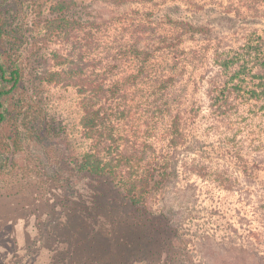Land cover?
<instances>
[{
    "label": "trees",
    "instance_id": "trees-1",
    "mask_svg": "<svg viewBox=\"0 0 264 264\" xmlns=\"http://www.w3.org/2000/svg\"><path fill=\"white\" fill-rule=\"evenodd\" d=\"M84 1L49 0L38 25L52 45L43 81L73 88L79 99L81 134L89 142L75 163L79 173L110 179L140 209L179 169L183 180L234 191L238 176L216 162L214 150L239 170L241 193L244 179L264 178V163L254 162L264 153V27L248 24L264 19V0H90L116 12L105 19L85 16ZM210 8L243 26L218 37L190 18ZM15 32L0 11V124L23 79L7 50ZM258 183L241 241L263 259L264 180ZM137 222L133 229L150 221ZM155 242L160 246L139 249L132 264H197ZM65 260L60 264H93Z\"/></svg>",
    "mask_w": 264,
    "mask_h": 264
},
{
    "label": "rangeland",
    "instance_id": "rangeland-1",
    "mask_svg": "<svg viewBox=\"0 0 264 264\" xmlns=\"http://www.w3.org/2000/svg\"><path fill=\"white\" fill-rule=\"evenodd\" d=\"M48 5L49 0H0L2 15L16 30L7 50L23 74L8 102L10 116L0 124V264H60V257L132 264L139 249L160 246L155 240L168 254L197 264H264L241 241L264 178L244 179L241 193V174L222 152L213 154L222 168L226 162L237 174L234 191H218L194 177L183 180L179 169L147 209L132 207L110 179L75 169L89 142L81 134L75 90L43 81L52 45L38 25ZM82 12L91 19L116 14L90 0ZM190 18L212 26L218 37L243 26L214 8ZM248 24L264 27V19ZM191 150L180 151L178 159ZM254 162L264 163V153ZM140 219H148L149 226L133 229Z\"/></svg>",
    "mask_w": 264,
    "mask_h": 264
}]
</instances>
